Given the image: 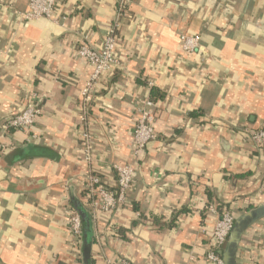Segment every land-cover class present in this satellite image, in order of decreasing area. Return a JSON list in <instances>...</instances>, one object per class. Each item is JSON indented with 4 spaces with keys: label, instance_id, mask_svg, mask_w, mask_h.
<instances>
[{
    "label": "crops",
    "instance_id": "1",
    "mask_svg": "<svg viewBox=\"0 0 264 264\" xmlns=\"http://www.w3.org/2000/svg\"><path fill=\"white\" fill-rule=\"evenodd\" d=\"M27 5L0 0V264H214L206 256L222 212L264 209V150L244 137L264 127V0H133L117 32L121 68L100 78L87 106L92 69L76 50L101 47L116 0H61L56 22H21L15 12ZM182 35L199 36L200 48L183 52ZM35 94L33 131L7 130ZM146 99L155 138L126 204L92 217L85 182L94 175L116 188L114 166L132 159ZM83 130L94 140L90 164ZM26 145L34 156H21ZM74 201L91 216L86 263L83 240L77 252L70 243ZM236 260L264 264V214Z\"/></svg>",
    "mask_w": 264,
    "mask_h": 264
},
{
    "label": "built area",
    "instance_id": "2",
    "mask_svg": "<svg viewBox=\"0 0 264 264\" xmlns=\"http://www.w3.org/2000/svg\"><path fill=\"white\" fill-rule=\"evenodd\" d=\"M61 0H28L26 10L16 11L21 22H29L37 19H48L56 22L57 5ZM133 0H116V17L110 32L105 36L100 48H94L86 42L79 44L77 56L91 69L89 81L81 91L83 106H87L91 100L92 92L102 76L121 68V61L116 55V41L118 30L123 19L128 17V8ZM199 36L182 35L180 37L181 49L185 53H193L200 48ZM154 104L150 99L143 101L138 110V117L132 130V146L130 162L114 166L116 171V188L112 191L105 188L103 182L94 175H89L84 186L85 196L89 201L92 217L98 213H109L121 205L126 204L127 193L131 190L134 181L135 164L145 150L148 143L155 138L153 127ZM41 101L38 96L32 95L29 102L18 112L10 116L7 121V130L31 133L33 126L41 115ZM245 139L259 151L264 150V127L256 130H244ZM94 140L88 131L81 133V148L83 160L90 164L93 157ZM213 210V209H211ZM69 226L70 243L73 250L81 243L82 223L79 215L69 209L66 212ZM236 220L232 211H227L219 216L211 230L209 239V252L206 259L214 264L222 263V253L228 234ZM105 264H131L126 258L105 259Z\"/></svg>",
    "mask_w": 264,
    "mask_h": 264
},
{
    "label": "water",
    "instance_id": "3",
    "mask_svg": "<svg viewBox=\"0 0 264 264\" xmlns=\"http://www.w3.org/2000/svg\"><path fill=\"white\" fill-rule=\"evenodd\" d=\"M26 147V146H25ZM73 210L79 215L81 219V223H85V218L88 216V212L80 206L77 202L74 201ZM264 210L260 208H253L247 210L238 216L228 234L226 244L222 253V263L223 264H237V252L242 240L244 233L248 230V228L256 222L264 213ZM90 249V244L83 242L82 252L83 257L86 261L88 257H86V252Z\"/></svg>",
    "mask_w": 264,
    "mask_h": 264
},
{
    "label": "trees",
    "instance_id": "4",
    "mask_svg": "<svg viewBox=\"0 0 264 264\" xmlns=\"http://www.w3.org/2000/svg\"><path fill=\"white\" fill-rule=\"evenodd\" d=\"M155 93H156V89H152L151 90V97H154V95H155ZM36 148H32V146L31 147H29V146H27L26 145V147H24L22 150H21V156H23V157H32V156H34L35 154L33 153L34 152V150H35ZM234 179H236V178H234ZM233 179V180H234ZM264 210V209H263ZM229 211V210H228ZM227 212V211H226ZM223 213V212H222ZM264 213V212H263ZM92 226H91V216L89 215V216H86V218H85V223H83L82 224V235H81V240H83V242H85V243H90L91 242V228Z\"/></svg>",
    "mask_w": 264,
    "mask_h": 264
}]
</instances>
